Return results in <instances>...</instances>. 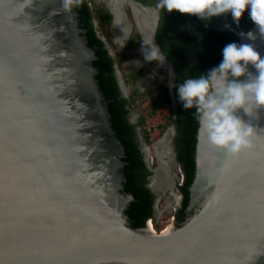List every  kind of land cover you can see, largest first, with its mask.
<instances>
[{"label":"water","instance_id":"1","mask_svg":"<svg viewBox=\"0 0 264 264\" xmlns=\"http://www.w3.org/2000/svg\"><path fill=\"white\" fill-rule=\"evenodd\" d=\"M130 1L149 12L158 45V9ZM66 3L0 0V262L264 264V108L238 111L256 135L253 147L235 159L209 144L198 127L185 216L165 233L148 230L147 222L132 228L125 211L134 198L120 172L124 147L95 78V52L73 3ZM250 29L256 32L253 22ZM236 33L264 56L258 32L254 41ZM164 62L174 102V71ZM114 69L128 98L117 64ZM249 71L256 69L249 65ZM167 131L174 135V125ZM141 145L148 187L165 193L172 187L154 184L162 165L153 168Z\"/></svg>","mask_w":264,"mask_h":264},{"label":"trees","instance_id":"2","mask_svg":"<svg viewBox=\"0 0 264 264\" xmlns=\"http://www.w3.org/2000/svg\"><path fill=\"white\" fill-rule=\"evenodd\" d=\"M136 1L145 6L157 8L158 0ZM72 3L78 13V25L85 31L88 46L94 50L96 55V59L93 61V66L97 69L95 78L107 101L111 126L124 147L123 167L120 172L124 176V191L132 194L134 198L129 203L125 214L128 216L129 225L132 228H142L148 219L155 220V195L148 187L151 172L144 160L141 140L136 133L137 127L144 120L142 119L139 123L130 121V106L134 95L138 93L131 91L128 98L124 97L114 69L117 62L130 56L128 50L139 43V34L134 32L125 50L113 57L109 53L107 43L96 33L97 29L106 30L109 26L111 14L108 9L104 6L92 8L91 1L88 0H72ZM158 11L159 19L155 38L167 60L173 66L174 102H172L167 79L161 78L157 86L159 93L156 98H152L151 111L156 112L161 103L169 105L168 123L174 125L175 128L173 145L178 166L183 174V181L179 188L182 194V203L181 208L177 209L175 214V220L181 221L188 206L189 187L195 174L196 134L199 121L195 108H183L178 99L177 86L184 79L204 75L218 65L222 59L224 45L232 41L239 42L236 32L240 29L247 32L252 27V21L247 12L242 16L240 24L237 26L233 23L230 14L203 20L175 11L172 13L167 10L158 9ZM225 23L231 24L232 29L225 28ZM142 75V69L127 75V88L130 84L137 82ZM143 138L148 142V134L144 133ZM156 227L160 228V226Z\"/></svg>","mask_w":264,"mask_h":264},{"label":"clouds","instance_id":"3","mask_svg":"<svg viewBox=\"0 0 264 264\" xmlns=\"http://www.w3.org/2000/svg\"><path fill=\"white\" fill-rule=\"evenodd\" d=\"M71 2L67 0L65 6L69 7ZM157 8L203 20L230 14L237 26L247 12L256 32L240 29L238 35L254 41L258 32L264 38V0H158ZM224 27L232 29L228 23ZM143 45L145 61L164 62L166 55L154 42V36L144 40ZM249 65L256 69L255 73L249 71ZM177 93L184 109L195 108L199 132L208 143L229 157L238 158L253 147L256 135L254 127L238 111L250 114L256 108H264V56L253 43L229 42L222 49L218 65L204 75L184 79L177 86Z\"/></svg>","mask_w":264,"mask_h":264},{"label":"rangeland","instance_id":"4","mask_svg":"<svg viewBox=\"0 0 264 264\" xmlns=\"http://www.w3.org/2000/svg\"><path fill=\"white\" fill-rule=\"evenodd\" d=\"M91 1V7L94 6H104V2L101 0H88ZM124 12H122L121 15V24L120 29L125 31L128 30L129 35L127 38L130 37L131 32H137L138 28H141L143 24L146 23L144 17L142 14H135V12L129 7H124ZM139 16V17H137ZM117 24V23H116ZM117 24V25H119ZM99 37H101L108 45L110 49H112L115 53V55L119 54L117 53L116 45L117 41L115 38V33L118 31H113L108 26L106 30H98ZM118 33V32H117ZM122 34V31L120 32V36ZM114 37V38H113ZM127 40V39H126ZM128 53L130 54L129 59L133 60L135 59V62L133 65H130V68H127L128 65H126L124 61L117 62V67L122 75L123 80L127 79V74H131L135 70L142 69L143 75L140 79L137 80L134 84H130V86H126V92L128 97L131 95V91L135 93H138L137 95H134V100L131 103V112H132V120L137 121V123L141 122L142 119L144 120L143 123L139 126V138L141 141H144L146 146L149 150V155L153 157L151 160L152 165L155 167L157 159L155 157V144L160 140L163 133H165L166 130L170 129L171 124L168 123V117H169V105L166 103H161L158 106V109L156 112L151 111V105H152V98H156V95L158 93V88H156L159 85V80L161 78H166L168 76V70L167 67L161 64L157 61H145L144 55L142 52V49L139 46H136L132 49L131 53L128 50ZM137 60V61H136ZM129 61V60H128ZM125 64V65H124ZM126 73V74H125ZM128 74V75H129ZM126 75V76H125ZM143 79V80H142ZM126 85V84H125ZM132 85V86H131ZM167 124V125H165ZM166 127V128H165ZM144 133L148 134V142H146L143 138ZM154 146V147H153ZM169 196V193L166 191L165 193H162L160 200L158 202V209L159 213L156 211V223L153 224L154 228H157L159 230L160 228L168 227L173 224V215L175 214V211L173 210V207L175 206L176 202L178 201V192ZM158 224V225H157ZM160 226V228L156 227Z\"/></svg>","mask_w":264,"mask_h":264},{"label":"bare ground","instance_id":"5","mask_svg":"<svg viewBox=\"0 0 264 264\" xmlns=\"http://www.w3.org/2000/svg\"><path fill=\"white\" fill-rule=\"evenodd\" d=\"M103 1L106 3L107 7L110 9V11L115 16L113 31L118 30L117 31L118 33L116 32L114 35H115L116 41L119 43V47H121V45H123L125 43V40H126L127 36L129 35L128 30L123 31L119 27L121 24V20H122V19H120V16L122 15V12H123L125 6H129L135 12L136 15L141 13L142 16L144 17L145 21H146V23L143 24L141 27V31L143 33L142 42L144 40H151L152 39V35H151L152 34L151 25L152 24L150 25V19L148 17V14H146L149 12L145 11L146 9H143L137 3L131 2L130 0H103ZM137 17H139V16H137ZM116 23L117 24L120 23V24L117 25ZM121 31H122V34L120 36L119 34ZM143 47H144V45H143ZM133 62H135V59L128 61L127 64H132ZM169 140H170L169 139V131H167L165 133V136L163 138H160V140L157 142V144H155V147L153 146L155 149V151H154L155 157H156L157 161L159 162L158 165H162V166L158 167L159 173L157 174V176L154 179V184L160 189H166L169 186H171L170 177L168 175L169 174L168 168H167V166L165 167V165L168 164L169 160L171 159ZM172 165H174V164H171V166ZM153 168H155V167L153 166ZM168 191H170V190H168ZM147 224H148V226H147L148 230L152 231L153 233H157L156 231H154V227H153L151 221H148ZM169 228H170V226H169ZM167 231L168 230H166L165 232H167Z\"/></svg>","mask_w":264,"mask_h":264},{"label":"flooded vegetation","instance_id":"6","mask_svg":"<svg viewBox=\"0 0 264 264\" xmlns=\"http://www.w3.org/2000/svg\"><path fill=\"white\" fill-rule=\"evenodd\" d=\"M102 2H104L103 0H101ZM104 4H105V7L108 9V11H109V13L111 14V22H110V24H109V27L111 28V30H113V28H114V19H115V16H114V14L110 11V9L107 7V5H106V3L104 2ZM126 7H128L129 8V6H125V8ZM148 7H154V6H148ZM74 8V7H73ZM124 12V11H123ZM120 18H121V16H120ZM50 24H52L53 26H55L56 25V21L55 20H53L52 18H51V21H50ZM57 27V26H56ZM136 32V31H135ZM137 32H138V34H139V43L136 45V46H139L141 49L143 48V42H142V37H141V35H140V33H139V30H137ZM133 32H131V34H130V37L126 40V42H125V45L123 46V48L121 49V50H118V47H119V43H117V45H116V49H117V53H121L122 51H124L125 50V48H126V46H127V44H128V42H129V40L131 39V37L133 36ZM156 39V38H155ZM157 42V41H156ZM136 46H134V47H136ZM134 47H132V48H130L129 49V51H130V53H131V51H132V49L134 48ZM110 49V48H109ZM161 49V48H160ZM129 54V53H128ZM116 56V55H115ZM130 57V56H129ZM129 57L127 58V62H128V60L130 61V59H129ZM122 61H124V60H122ZM126 61H124V62H126ZM168 61V60H167ZM121 62V61H120ZM127 62L125 63L126 65H128V67L127 68H130V65H133L134 64V62L132 63V64H127ZM166 62V61H165ZM165 62H163V63H161V64H163L164 66H166L167 67V70H168V76H167V83H168V86H169V80H170V78H171V76H170V68L168 67V65H167V63H165ZM168 62H170V61H168ZM165 63V64H164ZM124 64V65H125ZM170 65H171V67H172V70H173V66H172V64H171V62H170ZM131 72V71H130ZM130 72H128V74L130 73ZM126 74V73H125ZM127 74V75H128ZM126 76V75H125ZM127 77V76H126ZM123 79V78H122ZM143 80V79H142ZM124 81V83H126V79L125 80H123ZM126 86H127V83H126ZM157 88V87H156ZM158 93H159V90H158ZM158 93H157V95H158ZM157 95H156V97H157ZM128 96V95H127ZM129 117H130V121H132L133 123H137V121H133L132 120V112H131V107H130V112H129ZM139 126L137 127V129H136V133H137V135H138V137H139ZM171 136V137H170ZM173 137H174V135H171V132L169 131V138L171 139V144L170 145H172V147H173V149L171 150L170 149V156L172 155V153H171V151H173L174 152V155H172L171 156V159L169 160V163H168V172H169V177H170V184H171V187H172V189L170 188V189H168V190H170V191H168L167 190V192L169 193V196L170 197H172L171 195H173V194H175V193H177L178 192V194H179V198H178V201L176 202V204H175V206L173 207V210L175 211V214H176V211H177V209H179V208H181V203H182V194H181V192H180V184H179V174H178V163H177V160H176V154H175V150H174V145H173ZM140 139V138H139ZM140 144H141V142H140ZM142 146V145H141ZM172 161V162H171ZM171 164H174V165H172L171 166ZM156 165H157V162H156ZM174 174H173V173ZM173 174V175H172ZM151 182V181H150ZM172 182V183H171ZM172 191V192H171ZM154 195H155V201H154V203L156 202V200L159 198V197H161V195H162V193L161 192H158V191H156V192H154ZM154 211H155V220H153L155 223H156V220H157V217H156V210L154 209ZM175 214H174V216H175ZM174 220H175V217H174ZM175 222H176V220H175Z\"/></svg>","mask_w":264,"mask_h":264},{"label":"built area","instance_id":"7","mask_svg":"<svg viewBox=\"0 0 264 264\" xmlns=\"http://www.w3.org/2000/svg\"><path fill=\"white\" fill-rule=\"evenodd\" d=\"M178 174H179V184L181 185V183H182V181H183V174H182V171H181V169H180V167H178ZM174 215H173V220H174ZM148 221H151V222H153L154 223V221L152 220V219H148L146 222L148 223ZM174 222H175V220H174ZM155 224V223H154ZM153 225V224H152ZM166 230H168V227H164V228H162L161 230H157V228H154V231H156L157 233H162V232H165Z\"/></svg>","mask_w":264,"mask_h":264},{"label":"snow or ice","instance_id":"8","mask_svg":"<svg viewBox=\"0 0 264 264\" xmlns=\"http://www.w3.org/2000/svg\"><path fill=\"white\" fill-rule=\"evenodd\" d=\"M0 264H2V262H0Z\"/></svg>","mask_w":264,"mask_h":264}]
</instances>
